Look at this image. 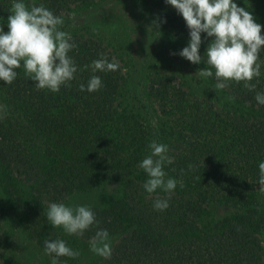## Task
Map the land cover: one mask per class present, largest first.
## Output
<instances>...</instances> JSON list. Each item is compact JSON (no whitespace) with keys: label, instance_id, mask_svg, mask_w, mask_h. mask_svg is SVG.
Listing matches in <instances>:
<instances>
[{"label":"trees","instance_id":"1","mask_svg":"<svg viewBox=\"0 0 264 264\" xmlns=\"http://www.w3.org/2000/svg\"><path fill=\"white\" fill-rule=\"evenodd\" d=\"M99 1L24 0L62 17L61 30L76 45L68 55L77 72L70 86L56 93L37 89L23 69L15 70L18 75L10 85L0 80V106H6L0 113V228L12 216L5 208L14 207L27 235L61 239L64 230L54 233L40 210L98 191L105 197L103 205L88 204L97 223L82 236L71 235L90 242L97 231L107 230L111 258L91 264H264V192L258 182L264 162V105L255 99L264 93V46L261 75L250 81L255 89L248 90L244 82H229L222 89L250 113L226 110L208 93L199 96L162 70L149 76L145 89L137 75L129 90L125 68L134 66L129 54L123 58L90 34L66 31L70 17ZM13 2L0 0L5 33ZM147 2L170 33L189 43V29L175 8L166 0ZM212 39L201 33L205 68ZM98 59L115 61L119 68L93 72L92 62ZM94 75L103 86L88 92ZM207 79L218 82L214 70ZM153 141L167 145L172 158L164 166L166 179L177 181L171 193L157 189L149 194L143 187L148 177L138 164L151 155L148 145ZM157 199H167L169 207L155 210ZM4 238L0 233V246L5 247V240L14 245L10 235ZM82 256L64 259L88 264Z\"/></svg>","mask_w":264,"mask_h":264},{"label":"clouds","instance_id":"2","mask_svg":"<svg viewBox=\"0 0 264 264\" xmlns=\"http://www.w3.org/2000/svg\"><path fill=\"white\" fill-rule=\"evenodd\" d=\"M166 3L177 10L189 29L190 41L178 53L181 57L192 64H200L201 33L214 38L206 49V64L209 67L197 71L200 77L210 78L214 70L218 81L213 88L215 91L225 89L229 82H244L248 90L255 89L256 85L250 81L261 75L260 55L264 35H261L262 26L249 11L238 7L233 0H166ZM62 25V17L54 15L44 5L27 6L24 0H14L11 14L7 17V33L0 27V80L10 85L17 78L15 70L23 69L37 89L56 93L61 86H70L77 66L68 53L76 45L70 42V35L61 30ZM118 68L117 62H108L107 59L92 62L93 72L116 71ZM102 86L101 78L94 75L88 81L87 91L94 92ZM80 90L84 91L85 85L81 84ZM255 99L264 105V93H257ZM5 107L0 106V113ZM0 118L3 116L0 115ZM148 147L151 155L138 164L148 177L143 187L149 194L157 189L171 193L177 181L166 179L164 166L173 162L168 156V147L155 141ZM259 173V190L264 192V162L259 164ZM153 207L158 211L166 210L168 200L157 199ZM46 215L53 228H62L69 235L82 236L97 223L96 215L88 205L51 203ZM43 243L46 254H55L51 264H58V257L77 258L80 255L61 239H52L51 242L45 239ZM89 243L90 251L94 254L111 258V241L107 230L97 231Z\"/></svg>","mask_w":264,"mask_h":264},{"label":"rangeland","instance_id":"3","mask_svg":"<svg viewBox=\"0 0 264 264\" xmlns=\"http://www.w3.org/2000/svg\"><path fill=\"white\" fill-rule=\"evenodd\" d=\"M233 2L238 7L249 11L264 31L263 1L233 0ZM70 18L69 22L66 23L68 24L66 31L70 28L73 32L90 34L104 41L115 50L116 54L122 55L123 58L127 54H129L127 59L133 58L134 66L129 65L125 68L129 90H132V84L137 75L140 76V85L145 89L149 76L162 70L177 77L178 80H183L191 92H195L199 96L208 93L213 100H218L219 104L224 106L226 110L231 112L239 110L238 112L241 111L244 114L250 113L245 106H241L228 96L226 97L222 90L215 91L213 89L214 83L210 80L198 75L197 71L205 68L203 61L198 65L192 64L178 54L187 47L188 43L178 39L163 26L150 9L147 0H100L96 4L80 10L79 13ZM154 21H156L155 24ZM139 67L142 69L141 73H137ZM104 200L105 197L101 198L98 191H91L87 194L73 195L64 204L76 206L84 205L86 202L85 205H95L100 202L99 205L102 206ZM47 208L48 205L46 204V207L40 212L47 214ZM5 210L12 211V216L1 221L0 233L6 238L10 235L14 239V245L8 246L7 240L4 238L5 242L2 245L5 247L0 246V264H51L54 254H46L43 243L45 239L51 240L50 236L42 241L27 235L18 224L17 217L19 214L15 216L16 208L6 207ZM62 230V228H54V233ZM61 240L65 241L67 246L74 251L82 252V259H88V264L98 262L103 258L90 251V243L87 241L80 242L67 233ZM64 258L58 257V264H68L69 258Z\"/></svg>","mask_w":264,"mask_h":264}]
</instances>
